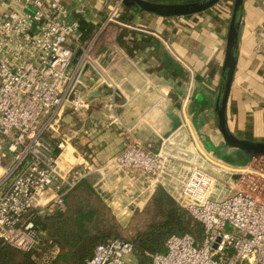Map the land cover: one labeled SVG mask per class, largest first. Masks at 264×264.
Returning <instances> with one entry per match:
<instances>
[{
  "label": "built area",
  "instance_id": "built-area-1",
  "mask_svg": "<svg viewBox=\"0 0 264 264\" xmlns=\"http://www.w3.org/2000/svg\"><path fill=\"white\" fill-rule=\"evenodd\" d=\"M75 1L85 12L83 0ZM123 6L109 0L100 28L82 42L65 0H0V240L48 253L37 217L65 211L67 194L81 180L115 170L131 181L148 179L143 196L162 184L204 226L202 242L174 234L151 264H264V173L245 166L226 178L221 160L195 139L189 154L175 156L177 134L162 139L158 150L126 144L98 167L56 134L67 105L88 110L102 86L120 90L95 48L111 23L122 24ZM84 66L94 74L89 83L81 76ZM191 93L192 84L188 99ZM134 248L116 238L98 244L85 264H134L128 259Z\"/></svg>",
  "mask_w": 264,
  "mask_h": 264
},
{
  "label": "crops",
  "instance_id": "crops-1",
  "mask_svg": "<svg viewBox=\"0 0 264 264\" xmlns=\"http://www.w3.org/2000/svg\"><path fill=\"white\" fill-rule=\"evenodd\" d=\"M65 1L72 9L71 19L80 23L78 39L88 41L105 19L109 0H83L85 12L78 10L75 0ZM231 14L232 0L197 14L172 17L123 6L122 24L111 23L95 48L120 90L102 86L93 93L91 138H82L92 163L101 167L128 142L158 150L161 138L188 125L203 145L210 140L211 150L204 146L207 151L234 169L241 168L233 156L223 155L215 112ZM93 75L83 67L84 82H91ZM227 118L236 136L264 141V0L243 2Z\"/></svg>",
  "mask_w": 264,
  "mask_h": 264
},
{
  "label": "rangeland",
  "instance_id": "rangeland-1",
  "mask_svg": "<svg viewBox=\"0 0 264 264\" xmlns=\"http://www.w3.org/2000/svg\"><path fill=\"white\" fill-rule=\"evenodd\" d=\"M220 2H222V0L214 6ZM233 2L234 0H232V7ZM89 111L90 109L75 110L67 105L62 113L59 122L60 127L56 134L60 135V138H65L68 142H71V144L76 147L77 151L84 155L86 154L85 156L91 160V151L87 145L88 143H84L82 140L83 137L87 139L91 138L89 132L91 127ZM173 134L178 135L176 138L177 141L175 142L176 145H173L170 150V153L175 156L181 157L185 152L189 154L192 149L191 142H193L194 139L200 146L204 143L202 139L196 137L197 134L195 129L193 127L191 129L188 125L181 126L179 130L164 136V138L167 139L171 136H175ZM164 138H161V140ZM127 144H129V142ZM125 147L126 145L123 149H125ZM69 148L73 151L71 146H69ZM123 149H121V151ZM225 150L228 152L230 149ZM246 166V168L254 170V173L255 171L264 173V156L250 160V163ZM226 170H228L226 178L229 177L230 172H239L237 170ZM184 171L187 173L186 169H184ZM114 172L116 171L111 170L107 172L108 176L101 180L98 179L99 174L102 178L101 172L99 174H97V172L93 173L86 178V180L90 181L92 188L95 190L93 194L78 191L74 192L71 190L66 196L67 209L65 211H56L46 216L62 213V215H60V219L63 221L61 224H63L67 230H71L75 234H87L85 232L94 234L98 228H109L111 232H116L120 236L135 238L139 232L146 228L149 222L150 216L146 207L156 190L153 193H148L143 196V194H140V189L148 184V179L138 176L131 181L129 177L125 176L123 173ZM158 187L167 191L162 184H159ZM168 193L171 195L170 192ZM83 213L86 214L85 217H82ZM44 227L40 226L41 229ZM41 231H43L41 237L48 235V232H45L44 229ZM202 241L203 240H201V242ZM58 246L57 248L56 246L54 247L58 250L57 253H50L49 250L51 251V249H53L50 247H46L45 249L48 253H44V251L39 252L35 258L36 262L38 264H77L70 250V246L64 248H62L60 244ZM75 246H77V244H74L72 247ZM23 252L25 253V251ZM128 259L132 263L138 264L136 254L129 256Z\"/></svg>",
  "mask_w": 264,
  "mask_h": 264
},
{
  "label": "trees",
  "instance_id": "trees-1",
  "mask_svg": "<svg viewBox=\"0 0 264 264\" xmlns=\"http://www.w3.org/2000/svg\"><path fill=\"white\" fill-rule=\"evenodd\" d=\"M72 190L92 194L95 191L86 178L81 180ZM146 209L150 216L149 222L146 228L139 232L135 238L120 236L116 232H111L109 228H98L94 234H88V232H85L87 234H75L61 224L63 222L60 219L62 213L53 216H39L36 222L42 227L45 226L43 229L48 232L47 236L41 237L45 249L46 247H57L59 244L62 248L70 246L77 264H85L86 260L93 255L98 244L116 238L134 243V253L137 256L138 264H151L156 253L167 252L166 243L172 235L191 234L199 242L205 237L204 226L201 222L196 220L187 209L183 208L172 195L161 187L156 189ZM85 216L86 214L83 213L82 217ZM74 244L77 246L72 247ZM37 254V252L24 253L0 240V264H38L35 260Z\"/></svg>",
  "mask_w": 264,
  "mask_h": 264
},
{
  "label": "water",
  "instance_id": "water-1",
  "mask_svg": "<svg viewBox=\"0 0 264 264\" xmlns=\"http://www.w3.org/2000/svg\"><path fill=\"white\" fill-rule=\"evenodd\" d=\"M130 9L140 12H150L159 16H185L205 11L213 7L220 0H195L190 2H155L150 0H119ZM244 0H234L232 14L228 28L226 55L221 77V84L215 105V112L218 120V129L223 138L221 148L232 150L231 154H224L226 157H232L234 164L244 167L250 160L264 156V141L253 140L249 138H240L236 136L229 127L227 118V104L232 87L234 73L238 59V46L240 38V27L242 22ZM204 144V143H203ZM210 140H206L205 147L210 148ZM218 148L213 149L217 151ZM239 175H234V179Z\"/></svg>",
  "mask_w": 264,
  "mask_h": 264
},
{
  "label": "bare ground",
  "instance_id": "bare-ground-1",
  "mask_svg": "<svg viewBox=\"0 0 264 264\" xmlns=\"http://www.w3.org/2000/svg\"><path fill=\"white\" fill-rule=\"evenodd\" d=\"M217 162H218L219 164L223 165V167H225L226 169H230V170H233V169H234L233 167H231V166L225 164V163L222 162V161L217 160ZM241 168L244 169L245 166H244V167H241ZM1 172H2V169H1V167H0V173H1Z\"/></svg>",
  "mask_w": 264,
  "mask_h": 264
}]
</instances>
